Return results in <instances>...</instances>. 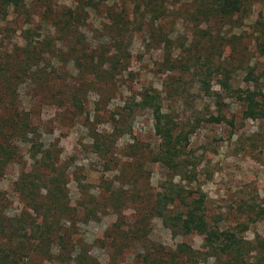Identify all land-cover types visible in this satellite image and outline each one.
I'll use <instances>...</instances> for the list:
<instances>
[{"label":"rangeland","instance_id":"rangeland-1","mask_svg":"<svg viewBox=\"0 0 264 264\" xmlns=\"http://www.w3.org/2000/svg\"><path fill=\"white\" fill-rule=\"evenodd\" d=\"M215 9L212 0H25L0 14V61L17 48L40 51L33 71L41 80L19 85L17 97L38 143L51 148L65 170L66 195L80 210L73 242L102 264H148L180 244L204 249L201 235L173 233L153 214L138 223L172 185L186 196L203 195L210 223L245 225L247 241L264 239V117L244 119L242 103L219 85L225 68L230 90L264 93V0H244L224 18ZM69 12L67 29L62 23ZM99 53L119 55L105 62L118 67L104 81L87 78L74 62L89 63ZM206 68H220L208 93L200 84ZM250 70L256 81L245 80ZM144 90L160 94L175 133L187 134L178 168L152 160L161 140L151 111L138 105ZM218 114L223 121L205 120ZM28 149L18 150L21 162L0 169L1 218L30 216L15 188L31 163ZM91 208L103 214L84 218ZM182 212L180 205L172 211ZM119 221L127 235L141 227L142 240L115 246ZM30 251L20 264H74L55 249Z\"/></svg>","mask_w":264,"mask_h":264},{"label":"trees","instance_id":"trees-1","mask_svg":"<svg viewBox=\"0 0 264 264\" xmlns=\"http://www.w3.org/2000/svg\"><path fill=\"white\" fill-rule=\"evenodd\" d=\"M243 1L212 0L217 8L216 14L223 18L240 10ZM24 2L25 0H0V14L6 17L12 8L22 7ZM71 20L69 12L68 20H64L62 25L68 29ZM39 54L40 51L34 49L17 48L14 52L6 53L4 61H0V169L6 167L8 163L21 162L18 150L22 146H29L31 160L28 168L15 182L17 194L22 197L24 206L31 213L28 218H19L20 220L15 219L16 217H0V264H20L28 251H38L40 248L46 250V247L47 253L50 254L55 249L58 255L66 254L74 264H102L89 256L84 247L73 242L76 234L73 232L75 216H78L80 210L71 207L66 195L65 170L60 164L59 156L51 148L38 143L35 123L23 109L25 106L21 105L20 97H17L19 85L37 78L38 75L33 68L41 63L42 57ZM118 56L114 53L105 55L99 53L89 63L79 58L74 62H77L78 72L81 68V73L90 74L87 78L104 81L111 76V70L115 71L118 67L116 64L108 68L105 62ZM173 68L174 65L169 67ZM215 70L218 72L220 68ZM215 70L206 68L201 73L200 84L204 92L208 93L210 90V79ZM222 70L219 85L242 103L243 118L256 120L264 117L263 91L258 87L230 90L226 81L229 72L225 68ZM39 79L41 80L40 77L37 78ZM252 79L256 81L250 70L245 80ZM42 81L47 83L48 79L43 77ZM70 97H74L72 105L78 106L76 105L79 103L76 98L79 97L78 94L73 93ZM138 105L151 111L155 135L161 140L158 151L152 157L153 162L160 163L168 169L178 168L180 146L187 141V134L175 133L176 123L162 112L158 92L144 90ZM205 120L219 123L224 119L218 114L209 115ZM198 122L199 119H196V123ZM189 195H184V191L178 185L170 186L167 192L156 195L154 206L138 220V223L153 214V217L159 218L163 226L173 233L188 235L196 232L201 235L204 249L194 250L186 244H180L174 251L167 252L161 257L147 259L148 264H264V239L247 241L242 235L245 225L221 229L216 221L210 223L205 215L204 196ZM117 199L119 200L116 196L115 200ZM176 205L183 209L180 217L172 213ZM102 214V211L91 208L83 213V216L86 218L90 215L97 219ZM120 224L122 222L119 221L113 225L114 228L112 227L116 231L115 235L111 236L115 246L119 247V243L124 245L129 240L134 242L142 240L143 236L139 235L141 227L135 226V229L128 231L130 235H127L126 231L120 229Z\"/></svg>","mask_w":264,"mask_h":264}]
</instances>
